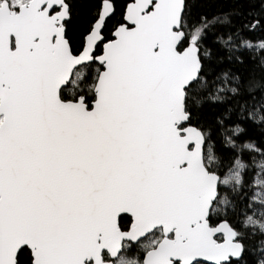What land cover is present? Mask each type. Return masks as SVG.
<instances>
[{"label": "snow or ice", "instance_id": "1", "mask_svg": "<svg viewBox=\"0 0 264 264\" xmlns=\"http://www.w3.org/2000/svg\"><path fill=\"white\" fill-rule=\"evenodd\" d=\"M0 264H264V0H0Z\"/></svg>", "mask_w": 264, "mask_h": 264}]
</instances>
